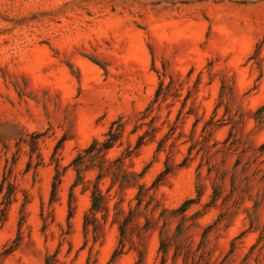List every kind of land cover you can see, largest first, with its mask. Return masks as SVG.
I'll return each instance as SVG.
<instances>
[{
  "label": "rangeland",
  "instance_id": "rangeland-1",
  "mask_svg": "<svg viewBox=\"0 0 264 264\" xmlns=\"http://www.w3.org/2000/svg\"><path fill=\"white\" fill-rule=\"evenodd\" d=\"M2 176L0 264H264V0H0Z\"/></svg>",
  "mask_w": 264,
  "mask_h": 264
},
{
  "label": "trees",
  "instance_id": "trees-1",
  "mask_svg": "<svg viewBox=\"0 0 264 264\" xmlns=\"http://www.w3.org/2000/svg\"><path fill=\"white\" fill-rule=\"evenodd\" d=\"M162 80L160 79L158 81L157 88L154 92L153 98L149 105L144 109L146 111L151 107L152 104H154L158 100V95L161 90ZM138 128V125H135L132 127L131 132H135ZM124 130V122L121 120L120 117H117L113 119L107 131L104 133L102 139H92L91 142L84 148H82L70 161L69 165L72 167V169L75 171V177L72 182V186L77 185L78 183L82 182L83 176L82 172L86 169L97 167L98 173L95 176V183H93L92 188L90 189V199L91 204L89 207V212L94 213L96 211L104 210L105 209V202H104V196L101 193L100 189L97 186V180L101 177V169H102V161L105 158V155L107 151L112 148L115 144H119L120 140L122 138ZM152 127L150 129H145L142 132L136 134L135 138V144L134 147H138L139 145L143 144L144 142L148 140L153 139V135L151 134ZM159 149V147H158ZM117 160V159H114ZM58 171L56 170V173L54 175V180L52 182V191L50 196V201L53 200L54 197V190L56 183L58 181ZM6 184V191L3 194V200L0 202V204H3V207H0V221H3L6 217V210L7 206L9 205L11 201V195L13 192V187L10 182L6 180L5 176H2L0 180V192L2 191L3 185ZM192 199H186L184 200L178 207H176L173 211L175 213H182L185 211V209L188 207L189 203H191ZM87 214L84 215V225L87 223ZM12 247H15L13 245ZM114 252L112 254V257L116 255Z\"/></svg>",
  "mask_w": 264,
  "mask_h": 264
}]
</instances>
